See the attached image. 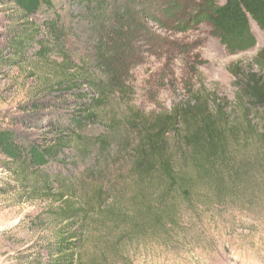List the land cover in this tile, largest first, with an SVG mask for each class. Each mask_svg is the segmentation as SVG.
Wrapping results in <instances>:
<instances>
[{
  "label": "trees",
  "instance_id": "obj_1",
  "mask_svg": "<svg viewBox=\"0 0 264 264\" xmlns=\"http://www.w3.org/2000/svg\"><path fill=\"white\" fill-rule=\"evenodd\" d=\"M2 1L19 21L3 63L62 59L46 88L56 96L33 101L21 120L47 135L30 141L0 127L4 168L28 195L57 204L51 209L57 235L40 264H114L110 253L127 260L135 243L172 237L185 212L218 206L248 185L264 148L262 74L235 67L242 81L227 106L197 90L198 71L191 70L186 101L146 113L133 104L135 44L159 0ZM207 6L205 16L190 22L201 18L231 54L256 46L251 21L264 32V0H208ZM88 30L94 43L76 63L71 51ZM256 62L264 72V49ZM80 164L86 166L75 175ZM91 231L99 233L104 261L79 258Z\"/></svg>",
  "mask_w": 264,
  "mask_h": 264
},
{
  "label": "rangeland",
  "instance_id": "obj_2",
  "mask_svg": "<svg viewBox=\"0 0 264 264\" xmlns=\"http://www.w3.org/2000/svg\"><path fill=\"white\" fill-rule=\"evenodd\" d=\"M207 4L208 0H159L153 8L155 15L145 17V31L141 30L135 44L140 58L133 67L132 83L133 104L146 113L169 110L186 101L185 82L191 79V70L198 71L196 89L214 93L227 106L234 105L242 81L232 72L235 67L244 75L259 73L264 77L256 62L264 49V32L251 21L256 46L231 54L201 18L190 22L197 15L205 16ZM17 15L11 4L0 0V127L39 141L47 135L46 129L21 123L29 113L24 109L33 101L56 96L46 88L56 80L57 63L62 59L33 56L13 67L3 63L2 57L9 56L7 37L19 26ZM78 38L70 55L76 63L95 40L90 30L80 32ZM244 157L239 155V164ZM3 162L0 155V264H40L57 235L58 223L51 214L57 204L24 192ZM84 166L80 164L73 173L77 175ZM122 166L115 168L116 174ZM111 174L109 180L115 175ZM180 222L168 239L147 238L135 243L127 260L112 253L107 257L114 264H264V148L258 149V163L254 162L248 185L239 188L238 196L229 195L218 206L201 205L196 212H185ZM95 232L91 231L79 252V258L87 263L104 261L99 233Z\"/></svg>",
  "mask_w": 264,
  "mask_h": 264
}]
</instances>
